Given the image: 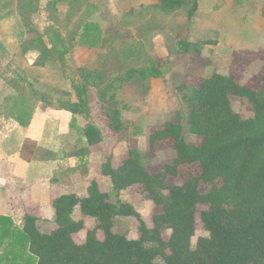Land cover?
Instances as JSON below:
<instances>
[{
	"label": "trees",
	"instance_id": "16d2710c",
	"mask_svg": "<svg viewBox=\"0 0 264 264\" xmlns=\"http://www.w3.org/2000/svg\"><path fill=\"white\" fill-rule=\"evenodd\" d=\"M187 5L188 0H159L150 8L170 13ZM196 10L194 0L187 11L189 18ZM103 42L101 25L86 22L75 46L95 49ZM201 47L203 44L180 42L179 52L188 50L200 55ZM22 48L25 53V45ZM65 53L60 54L61 60ZM166 72L168 67L157 66L154 61L143 69H131L117 81L120 88L134 79L166 78ZM256 81L261 84L258 90L253 86ZM115 82L99 93V100L110 128L121 137L128 128L122 111L112 106L117 96ZM191 83L179 84L176 90L186 105L188 133L199 138L198 144L187 141L181 121H169L149 138L151 147L167 143L176 152L173 163L163 165L159 172H150L135 149L117 166L113 155L105 156L101 173L109 179L111 189L102 191L93 181L87 197L70 193L57 198L53 202L56 228L50 232H43L40 219L29 213L23 227L14 232L6 231L1 224L0 242L3 236L9 237L12 248L1 255L0 264H264V70L247 86L235 74L221 73L193 78ZM6 84L22 96L10 81ZM110 89L115 90L108 96ZM77 91L79 103L59 99V105L53 108L88 120L85 128L78 127L76 117L71 124L81 135L83 146L77 154L84 163L90 148L104 143L107 137L91 114L83 90ZM231 96L246 99L253 108V117L244 119L235 112ZM21 101L15 108L28 109ZM15 117L22 126L29 124L23 112ZM193 165H198L199 175L189 174L181 185L167 184L169 177L178 176L181 167ZM201 185H209L210 189L202 192ZM133 187L161 210L153 215L151 226L132 204L121 199V192ZM199 205L208 206L200 212L208 236L193 246ZM77 209L80 219L74 218ZM118 217L138 220V238L114 232ZM85 218L95 219L96 226L86 230ZM83 230L85 242L78 244L73 236Z\"/></svg>",
	"mask_w": 264,
	"mask_h": 264
},
{
	"label": "rangeland",
	"instance_id": "374dc122",
	"mask_svg": "<svg viewBox=\"0 0 264 264\" xmlns=\"http://www.w3.org/2000/svg\"><path fill=\"white\" fill-rule=\"evenodd\" d=\"M152 6L142 5L132 8L128 4L118 1L110 3L108 0H0V41L10 48V51H4L0 47V94L4 97L0 98L2 105H5V99L9 95L15 93L18 95L16 107L22 104L21 100H23L28 108L32 107L44 113L49 107L58 106L59 99L79 103L77 90H83L91 114L96 117L103 131L109 133L110 137L105 147L108 151L107 155L114 156V163L117 166L128 157V155L120 156L115 151L123 140L128 142L130 150L139 148V142L131 136L144 135L150 138L155 129L161 128L166 123L162 121L157 125L149 126L151 123L144 124L149 122L148 119L141 123L143 114L139 117L134 116L133 113L131 115L129 112L134 108L135 102L142 98V94H145L147 89L150 90V87L134 79L124 85L121 84L119 88L120 82L117 80L125 77L133 68H145L149 63L157 61L156 56H159L163 59L162 62L159 61L161 66L169 69L165 79L168 92L173 96L167 122L181 121L185 126L187 141L198 144L199 138L188 133L186 105L182 99L183 95L177 92L176 86L179 84L192 86L193 77L195 79L204 75L210 78L212 71H207V68L204 69L200 65V55L192 52L189 55L174 56L171 46L164 47L162 39L176 35L173 36L175 32L169 28V17L150 8ZM192 6L193 1L189 0V7ZM86 22H96L101 25L104 42L100 48L89 50L75 46ZM177 39L179 38L175 37V40ZM23 45H25V53ZM57 45L58 48L55 47ZM158 50H162L160 55ZM62 52H66L63 60L60 57ZM263 56L264 53L258 58ZM244 64L247 66L250 63ZM234 68L235 73L238 72L236 78L242 84L245 71L242 69L245 67L236 65L232 67L233 71ZM231 74L234 73L226 75ZM184 75H189L191 80L187 81L188 78L185 77L183 82ZM7 81L18 87L22 96L12 86H8ZM114 82L117 96L112 106L122 111L124 123L128 128L121 137L110 128L109 119L104 114L103 104L99 100L101 95L99 93ZM256 83L253 86L258 90L261 84L258 81ZM242 85L251 84L248 81ZM115 89H110L107 95L111 96ZM165 92L163 90L158 92L156 98L161 99V94ZM230 100L235 112L244 119L253 117V108L246 99L231 96ZM170 108L168 107V110ZM153 120V117H150V121ZM139 128L141 131L135 134ZM141 145L142 161L150 172H159L163 165L172 164L176 157V152L170 144L157 143L155 147H151L149 141L144 140ZM191 173L200 174L198 165L181 167L178 176L169 177L167 184L181 185ZM209 189V185H201L202 192H207ZM112 199L115 200L114 197ZM122 201L132 204L149 226L152 225L153 215L161 211L152 201L146 200L136 187L130 188ZM207 208V205L198 206L193 246L198 244L201 237L208 236L200 219V212ZM78 215L76 213L75 219ZM39 219V226L43 232H50L56 228L55 221L47 223L44 219ZM95 226L93 221H89L86 230ZM138 226L139 222L136 218L118 217L113 230L115 233L126 235L129 239H136ZM84 233L74 236L78 244L85 242L86 232ZM164 237L167 239L168 233L164 234Z\"/></svg>",
	"mask_w": 264,
	"mask_h": 264
},
{
	"label": "crops",
	"instance_id": "0c3cea01",
	"mask_svg": "<svg viewBox=\"0 0 264 264\" xmlns=\"http://www.w3.org/2000/svg\"><path fill=\"white\" fill-rule=\"evenodd\" d=\"M108 1H118L132 8L159 3V0ZM188 9L189 5L175 12H161L165 17H169V28L175 32L172 35L179 38L175 40V37L169 36L162 39L164 47L171 46L174 56L192 53L188 50L179 52L180 42L203 44L200 65L204 69L207 68V71H212L210 76L214 73L226 75L232 72L236 75L238 72L235 73V68L233 71L232 67L237 65L245 67L242 69L245 70L242 84L251 82L264 70V56L258 58L264 53V0H197V10L191 18L188 16ZM0 47L4 51H10L9 46L1 41ZM161 51L158 50V55ZM156 57L157 66H161L159 61L162 62L163 59ZM244 63L250 64L246 66ZM185 77L188 78L187 81L191 80L189 75H184L183 82ZM197 78L207 77L201 75ZM138 80L142 85L150 87V90L147 89L145 94H142V98L135 102L129 113L137 117L143 114L141 123L148 119L149 122L144 124L151 123L149 126L167 122L173 97L168 92L167 80ZM162 90L166 91L165 94H161V99L156 98V94ZM13 94L5 99V105H2L0 100V227L2 224L8 232L23 227L26 213L44 219L47 223H54L56 212L53 202L70 193L87 197L89 185L93 181L98 182L102 191L107 192L111 188L109 179L101 173V163L108 152L105 145L110 137L109 133L104 132L106 137L108 136L104 143L90 148V155L83 163V159L77 154L83 146L81 135L71 124L76 117L78 127L85 128L88 124L85 117L50 107L44 113L34 108L18 110L15 108L18 95ZM0 98L4 97L0 94ZM21 112L26 115L27 120L30 119L27 126H22L15 117ZM150 117L154 119L152 122ZM141 126L143 127V124ZM136 131L138 133L141 130L139 128ZM131 137L139 142V148L135 150L142 153L141 144L144 140L148 142L149 136ZM128 145V142L123 140L115 149L116 154L127 156L130 151ZM129 190L121 192L122 199ZM76 213L79 214L76 219L82 218L79 209L75 211L74 218ZM85 220L86 224L93 221L96 225L95 219ZM84 232L86 230L74 236ZM9 239L3 236L0 242V257L5 251L10 252L12 245Z\"/></svg>",
	"mask_w": 264,
	"mask_h": 264
}]
</instances>
